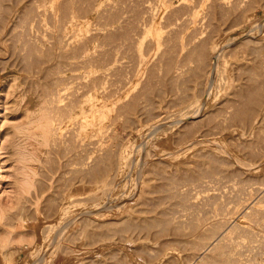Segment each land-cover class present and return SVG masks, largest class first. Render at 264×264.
<instances>
[{
  "label": "rangeland",
  "instance_id": "374dc122",
  "mask_svg": "<svg viewBox=\"0 0 264 264\" xmlns=\"http://www.w3.org/2000/svg\"><path fill=\"white\" fill-rule=\"evenodd\" d=\"M263 20L264 0H0V264H191L225 223L203 264H264ZM77 93L82 131L51 103Z\"/></svg>",
  "mask_w": 264,
  "mask_h": 264
},
{
  "label": "bare ground",
  "instance_id": "6f19581e",
  "mask_svg": "<svg viewBox=\"0 0 264 264\" xmlns=\"http://www.w3.org/2000/svg\"><path fill=\"white\" fill-rule=\"evenodd\" d=\"M189 21V20H188ZM199 21V20H198ZM264 21V20H263ZM264 23V22H263ZM263 23H261L262 25H263ZM200 24V23H199ZM76 25V24H75ZM74 25V26H75ZM213 25V24H212ZM257 25V24H256ZM77 26V25H76ZM264 26V25H263ZM263 26H262V28H263ZM257 27H258V25H257ZM260 27V26H259ZM261 28V29H262ZM264 31V30H263ZM262 32V31H261ZM200 33V32H199ZM211 33V32H210ZM262 34V33H261ZM75 35V34H74ZM213 35V34H212ZM264 35V34H263ZM73 36V35H72ZM262 36V35H261ZM264 37V36H263ZM72 38V37H71ZM261 38V37H260ZM264 39V38H263ZM264 41V40H263ZM248 42V41H247ZM255 43V42H254ZM260 43V42H259ZM202 44V43H201ZM261 44L262 43H260V46H261ZM255 45V44H254ZM198 47H199V45H198ZM254 47V46H253ZM201 48H202V50L205 48H203L202 47V45H201ZM261 48V47H260ZM264 48V47H263ZM263 48H262V50H263ZM259 49V48H258ZM201 50V51H202ZM216 50V49H215ZM214 49L212 50V51H215ZM256 50V49H255ZM206 51V50H205ZM245 51V50H244ZM261 51V50H260ZM264 51V50H263ZM207 52V51H206ZM203 53V52H202ZM201 53V54H202ZM210 53H212V52H210ZM216 54L218 53V52H215ZM215 53H213V54H211V59H216L217 60V56H216V54ZM255 54V53H254ZM204 55V54H203ZM208 54H206V56H207ZM218 55V54H217ZM253 55V54H252ZM206 56H204V57H206ZM215 56L217 57V58H215ZM257 56H258V54H257ZM255 57V56H254ZM253 59V58H252ZM260 59V58H259ZM251 60V59H250ZM262 60V59H261ZM260 60V61H261ZM204 61H205V59H204ZM259 61V60H258ZM258 63H260V62H258ZM255 64V63H254ZM264 64V63H263ZM259 66H260V64H259ZM258 68V67H257ZM253 73V72H252ZM260 74V73H259ZM263 75V74H262ZM261 76V75H260ZM250 78V77H249ZM253 79V78H252ZM252 79H250V80H252ZM249 80V81H250ZM255 80H256V78H255ZM47 81V80H46ZM56 81V80H55ZM58 81V80H57ZM254 82V81H253ZM256 82V81H255ZM52 84H54V83H52ZM51 84V85H52ZM56 84V83H55ZM57 85V84H56ZM55 85V86H56ZM42 86V85H41ZM251 86V85H250ZM29 87V86H28ZM36 88V87H35ZM43 88V87H42ZM41 88V89H42ZM46 88H47V86H46ZM250 88V87H249ZM28 91H29V89H28ZM45 91V90H44ZM58 91V90H57ZM241 91V90H240ZM253 91V90H252ZM251 91V92H252ZM74 92V91H73ZM263 93V92H262ZM76 94V93H75ZM25 97L24 98H26V101H25V107L28 109V110H32L35 106H36V104H37V101H38V99L39 98H35V97H32V95H31V93H28V92H26L25 94ZM42 95H44V94H42ZM53 95V94H52ZM74 94H72V96H73ZM255 95V94H254ZM50 96V95H49ZM55 96V95H54ZM239 96V95H238ZM238 96L236 97V98H238ZM240 96H241V94H240ZM39 97V96H38ZM106 97V96H105ZM51 98V97H50ZM72 98H75V96L74 97H72ZM58 99H59V96H58ZM58 99H57V102H51L52 104L53 103H56L55 104V106L53 107V109H55L58 113H61V112H63L64 113V115L65 114H72L75 118H77L78 119V127L80 128V131H82L83 130V128H84V125H85V122H84V115H85V110H84V100H85V97H84V94L83 95H79L78 93H77V95H76V100H74L75 102H72V103H69V104H65V106H60L59 105V102H58ZM53 101V100H52ZM242 101V100H241ZM22 102V101H21ZM97 106H92V113H93V111H100V110H98V109H101V108H104V104H103V102L102 101H100L99 99H97ZM234 104H235V102H234ZM240 105V104H239ZM46 106V105H45ZM237 106V105H236ZM235 106V107H236ZM45 108V107H44ZM52 109V110H53ZM47 111V110H46ZM45 111V112H46ZM49 111V110H48ZM236 111V110H235ZM56 112V113H57ZM196 112V111H195ZM195 112H193V113H195ZM50 114V113H49ZM199 113H197L196 115H198ZM68 115V116H69ZM235 115H236V113H235ZM238 115V114H237ZM48 116V115H47ZM59 116V115H58ZM51 117V116H50ZM70 117V116H69ZM191 117V116H190ZM195 117V114H194V116L192 117V118H194ZM233 117V116H232ZM49 118V117H48ZM101 119L103 118V117H100ZM238 118V117H237ZM240 118V117H239ZM255 118V117H254ZM234 119V118H233ZM230 120V119H229ZM231 121V120H230ZM238 121V120H237ZM241 121V120H240ZM252 121V120H251ZM56 122V121H55ZM101 122H102V120H101ZM232 122V121H231ZM242 122V121H241ZM246 123V122H245ZM239 124V123H238ZM250 124H251V122H250ZM96 125V124H95ZM98 125V124H97ZM56 126V125H55ZM252 126V125H251ZM237 127V126H236ZM223 128V127H222ZM222 130V129H221ZM203 133V132H202ZM208 133V132H207ZM201 135V134H200ZM202 136V135H201ZM209 137H210V135H208ZM203 138H204V135H203ZM203 138H199V142H200V140H202V141H204L203 140ZM213 142V141H212ZM77 145H79V144H77ZM186 146V145H185ZM200 146V145H199ZM141 148V147H140ZM224 152H225V150H224ZM164 156V155H163ZM162 158V157H161ZM81 161V160H80ZM214 161V160H213ZM79 163V162H78ZM217 163V162H216ZM78 171V170H77ZM92 171V170H91ZM79 172V171H78ZM99 172V171H98ZM89 173V172H88ZM87 173V174H88ZM84 174V173H83ZM91 174V173H90ZM89 174V175H90ZM81 176V175H80ZM174 176V175H173ZM81 184V183H80ZM259 190V189H258ZM261 190V191H260ZM260 192H262V189L260 188ZM257 193H258V191H257ZM261 195H263V194H261ZM262 198V197H261ZM33 199V198H32ZM37 199V198H36ZM260 199V198H259ZM248 200V199H247ZM12 204V203H11ZM251 205H252V203H251ZM253 206V205H252ZM255 206V205H254ZM249 207V206H248ZM24 208V207H23ZM252 208V207H251ZM22 209V208H21ZM60 209V208H59ZM257 209V208H256ZM233 210V209H232ZM252 211V210H251ZM253 213H254V210L252 211ZM251 212V213H252ZM262 212V211H261ZM233 213V212H232ZM238 213V212H237ZM258 213V212H257ZM235 214V213H234ZM253 215H256V214H252V216ZM21 216V215H20ZM76 218V217H75ZM239 220H242L241 218H238V220L237 221H239ZM79 221V220H78ZM258 221V220H257ZM261 222V221H260ZM73 223V222H72ZM228 224V223H227ZM227 224L225 223L224 224V227H223V229L220 231V232H218V234L216 233V236L218 235V239L220 238L221 240L220 241H222V240H224V238H225V236L230 232V230H231V228H233L235 225H233L232 227L229 225V227H231L230 228V230H229V227H227ZM231 225H232V223H230ZM257 225V224H256ZM241 226V225H240ZM239 226V227H240ZM235 227H237V225L235 226ZM242 228V227H241ZM221 229V228H220ZM233 230V229H232ZM236 231V230H235ZM240 231V230H239ZM244 232H245V229L243 230ZM238 232V231H237ZM251 232H253V231H251ZM61 233H63L62 231H61ZM78 233V232H77ZM232 235V234H231ZM64 237V236H63ZM223 237V238H222ZM227 237V236H226ZM217 238V237H216ZM229 238V237H228ZM80 239V238H79ZM215 239V238H214ZM218 239H215V240H213V241H211V242H209V243H207L206 244V242L204 243V244H206L205 245V250L203 251V253L201 254V255H199V256H197V259L195 260V261H193L191 264H203V262L205 261V258L207 257V254H209L210 252H212L213 250H214V253L217 251L216 250V248H217V246H218V243H217V240ZM233 239V238H232ZM229 240V239H228ZM63 241V240H62ZM209 241V240H208ZM53 242H54V240H53ZM228 242V241H227ZM238 243V242H237ZM226 244V243H225ZM257 244V243H256ZM226 245H228V244H226ZM229 246V245H228ZM220 247H222V245L220 246ZM230 247V246H229ZM233 247V246H232ZM243 247V246H242ZM256 248V247H255ZM218 249V248H217ZM229 249H231V248H229ZM218 250H220V249H218ZM222 250V249H221ZM220 250V251H221ZM224 252V251H223ZM233 252V251H232ZM227 253V252H226ZM213 254V253H212ZM217 253H215V255H216ZM218 254H220L219 252H218ZM217 254V255H218ZM231 254V253H230ZM223 255V254H222ZM226 255V254H225ZM228 255V254H227ZM233 255V254H232ZM231 255V256H232ZM229 256V255H228ZM209 258V257H208ZM217 258H219V257H217ZM229 258V257H228ZM214 259V258H213ZM231 259V258H230ZM197 260H198V262H197ZM232 260V259H231ZM214 261V260H213ZM222 261V260H221ZM205 263V262H204ZM214 263V262H213ZM215 263H216V261H215ZM225 263H227L226 261H225ZM237 263V262H236ZM248 263V262H247ZM208 264V263H207ZM218 264V263H217ZM241 264V263H240Z\"/></svg>",
  "mask_w": 264,
  "mask_h": 264
}]
</instances>
